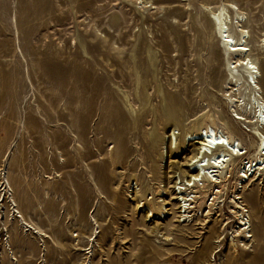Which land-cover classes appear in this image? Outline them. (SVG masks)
I'll return each instance as SVG.
<instances>
[{
    "label": "rangeland",
    "instance_id": "374dc122",
    "mask_svg": "<svg viewBox=\"0 0 264 264\" xmlns=\"http://www.w3.org/2000/svg\"><path fill=\"white\" fill-rule=\"evenodd\" d=\"M137 1L0 0V264H264V174L245 193L252 237L235 230L229 183L220 216L178 221L166 194L169 214L138 223L130 174L157 194L171 185L170 160H183L177 148L167 159L160 140L171 105L181 132L217 107L246 150L257 141L250 114L236 118L206 7L224 0H147L142 19ZM230 1L245 12L264 97V0ZM117 84L142 108L136 125ZM153 225L169 227L160 236Z\"/></svg>",
    "mask_w": 264,
    "mask_h": 264
},
{
    "label": "bare ground",
    "instance_id": "6f19581e",
    "mask_svg": "<svg viewBox=\"0 0 264 264\" xmlns=\"http://www.w3.org/2000/svg\"><path fill=\"white\" fill-rule=\"evenodd\" d=\"M147 3V0H138L134 4L141 19L144 17L141 7H146ZM206 7L209 8L212 29L216 36L217 33L219 34V37L217 36L218 46L223 57V68L229 79L228 85L238 93L235 95L237 97L235 101L242 112H237L238 117L236 118L247 120L246 113L250 114L252 124L248 125L251 128L248 131L256 138L257 145L253 152L246 150L238 136L229 129L223 113L217 107L202 109L190 125L181 132L178 130L179 122L174 105H171V109H168L165 115L168 121L167 134L160 137L162 138L160 140L165 145L167 159L170 158L174 148L180 150L179 154L183 157L181 163L178 159L170 160L171 185L169 184V188L165 191L158 189V201L155 198L157 188L147 186L146 189L139 190L135 173L130 174L127 185L136 195H133L135 196L133 210L140 214L138 223L146 225L147 221L156 220L157 222L169 214L170 210L166 207L168 203L165 198L166 194L169 196L168 200H174L177 204L178 221L187 220L196 223L202 221L204 217L220 216L223 212L220 204L224 200L225 190L229 183L230 194L227 202L230 205V212L236 218L237 228L235 230L241 232L245 238L252 237L250 233L252 231L251 215L245 193L250 192L249 181L257 174H264V97L259 86L260 65L257 57L253 58L249 53L248 38L250 35L243 25L246 19L245 12L238 10L235 3L230 0L226 2L224 0L214 8L209 7V4H206ZM234 23L239 27L235 33L231 28ZM103 37L106 35L104 34ZM259 45L264 52V34L259 39ZM113 47L122 53L118 45ZM80 50L83 57L90 58L83 42L80 43ZM153 53L149 47L147 55L151 64H153ZM116 87L126 102V111L130 120L136 125V117L142 108H135L136 106L134 107L130 102L128 92L120 88L118 84ZM157 91L163 96L162 103L165 104L162 88L158 87ZM226 99L233 100V97L228 94ZM155 131L156 127L148 131L147 137L152 143L157 141ZM243 150H246L245 153ZM245 154L248 155L250 162L248 164H246L248 161L241 162L238 168V172L241 171V173H237L230 179V172H232L228 170L230 164H233L234 168L235 160L244 157ZM229 159H232L231 163ZM243 160L241 158V161ZM252 169L254 171L249 175L248 171ZM5 186L3 183L0 184V190ZM168 227L167 225L166 231ZM149 231L158 233L160 236L166 232L160 231L156 225L151 226ZM35 232L45 235L39 228H36ZM232 244L234 245V242Z\"/></svg>",
    "mask_w": 264,
    "mask_h": 264
},
{
    "label": "built area",
    "instance_id": "2783aa9c",
    "mask_svg": "<svg viewBox=\"0 0 264 264\" xmlns=\"http://www.w3.org/2000/svg\"><path fill=\"white\" fill-rule=\"evenodd\" d=\"M247 161H248V162H247ZM246 162H247L246 164H248V163L250 162L249 159H247ZM263 165H264V164H263ZM245 166H246V165H245ZM245 169H246V167H245ZM253 171H254V169L249 170V171H248V174H249L250 172H253Z\"/></svg>",
    "mask_w": 264,
    "mask_h": 264
}]
</instances>
